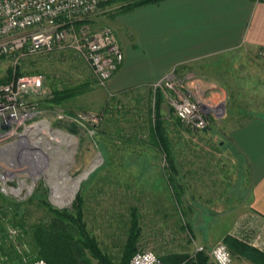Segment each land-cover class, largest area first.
I'll return each instance as SVG.
<instances>
[{
	"label": "rangeland",
	"instance_id": "1",
	"mask_svg": "<svg viewBox=\"0 0 264 264\" xmlns=\"http://www.w3.org/2000/svg\"><path fill=\"white\" fill-rule=\"evenodd\" d=\"M119 6L118 1L103 2L95 12L79 19L78 26L74 24L76 35L80 28L96 30L109 26L113 29V14ZM74 30L69 31L68 38L72 39ZM250 66L255 69L252 86L257 92L258 83L264 82V64L257 60ZM16 69L21 75L39 76L42 89L29 97L36 107V115L25 121L27 129L16 148L21 168L19 178L32 187L19 197L7 195L21 202L19 207L0 201V236L6 226L19 232L13 242L2 243L8 260H0V264H23L24 260L36 258L33 228L47 223L50 218L39 199H45L53 208L71 210L78 195L82 198L87 231L115 264L127 238L132 208L137 209L140 226L136 250L150 249L159 257H165L169 264H175L171 261L178 255L194 254L198 246H203L206 250L203 252L208 254L212 245L198 244L196 235L200 237V232L192 226L206 225L207 234L214 215L210 214L209 207H200L197 220L190 224L193 208L183 206L177 195L180 191L191 193L195 184L207 187L212 179L213 184L223 187L225 195L245 191L240 180L234 182L236 186L230 182L233 177L230 169L235 167L230 163L226 144L221 141L228 138L230 125H233L231 113L237 108L235 95L223 98L212 92L207 78L184 79L188 88L198 89L195 94L198 99L214 107L208 126L194 131L176 118L166 97L156 92L154 86L112 90L109 81L99 84L88 64L71 47L19 58L0 57V81L7 79L9 72L15 76ZM241 69L240 66L239 74ZM216 81L226 90L224 78H216ZM244 82L245 79L242 84ZM77 86L84 89L59 104L52 102L55 89ZM156 114L168 137L167 155L151 131ZM90 116H95L96 121H91ZM43 121L51 130L66 133L73 140L68 143L58 138L54 140L43 128ZM44 135L47 138H40ZM97 159L99 163L81 180L70 202L57 205L53 195L59 193L61 199L68 200L72 190L66 173L75 179ZM28 200L32 201L27 203ZM14 222L24 226L21 228ZM226 225V221L215 225L213 235ZM86 254L90 264H99ZM209 260L213 262L210 256Z\"/></svg>",
	"mask_w": 264,
	"mask_h": 264
},
{
	"label": "crops",
	"instance_id": "2",
	"mask_svg": "<svg viewBox=\"0 0 264 264\" xmlns=\"http://www.w3.org/2000/svg\"><path fill=\"white\" fill-rule=\"evenodd\" d=\"M112 27L123 60L108 80L110 89L153 86L174 72L182 79L207 78L212 92L237 97L233 125L221 141L236 168L230 169V182L240 180L245 191L225 195L212 179L207 187L195 184L191 193L177 196L183 206L193 208L190 224L200 207H209L214 215L207 234L206 225L192 226L200 232L198 244L213 245L230 234L264 251V82L256 92L250 66L257 60L264 64L259 55L264 50V0H158L117 14ZM216 78H224L226 90ZM223 221L226 227L213 235ZM232 264L253 263L234 257Z\"/></svg>",
	"mask_w": 264,
	"mask_h": 264
},
{
	"label": "built area",
	"instance_id": "3",
	"mask_svg": "<svg viewBox=\"0 0 264 264\" xmlns=\"http://www.w3.org/2000/svg\"><path fill=\"white\" fill-rule=\"evenodd\" d=\"M104 0H0V57L33 55L49 52L63 46L71 47L88 64L99 84H105L123 60L114 30L103 26L96 30L80 28L78 36L74 22L95 12ZM132 2L134 0H128ZM74 30L72 39L68 38ZM264 59V50L259 53ZM166 97L178 120L187 128L205 129L214 110L200 99L197 88H188L184 79L174 72L166 74L154 84ZM39 76L21 75L0 85V192L19 197L30 191L32 185L19 178L16 152L21 144L25 121L36 115V107L29 97L40 92ZM95 122L96 117L90 116ZM8 154L4 155V153ZM14 152V153H13ZM6 241H14L19 235L16 228L6 226ZM3 241L0 237V245ZM198 246L197 251H204ZM206 251V250H205ZM208 254L214 264H232L229 247L218 241L209 248ZM20 252V249H19ZM8 254L0 250V260H8ZM23 264H47L43 258L24 260ZM128 264H165L150 249H137Z\"/></svg>",
	"mask_w": 264,
	"mask_h": 264
},
{
	"label": "trees",
	"instance_id": "4",
	"mask_svg": "<svg viewBox=\"0 0 264 264\" xmlns=\"http://www.w3.org/2000/svg\"><path fill=\"white\" fill-rule=\"evenodd\" d=\"M117 1L120 2V6L119 9L114 11V16L121 12L158 0H134L132 2H129L128 0H104L100 5L103 2L112 3ZM80 23L81 21L79 20L74 22L76 26ZM21 74L22 72H20L19 69H16L14 73L15 77H18ZM12 76V73L9 72L8 78L0 81L1 85L10 80ZM82 89L84 88L78 86L60 90L55 89L53 91L52 102L59 104L69 97L79 93ZM156 92L162 94L160 90H156ZM151 131L153 137L157 138V143L161 144L167 155V151H169L168 137L165 134L162 120L158 114H156ZM39 198H41V196ZM0 201L2 204L6 205L12 204L15 208L19 207L21 204V202H17L13 198L3 195L1 192ZM31 201L32 200H28L27 203H30ZM39 202L46 208L50 218L47 223L36 225L33 228L32 241L37 254L36 258L45 259L47 264H90V259L86 254L87 252L89 256L95 258L99 264H115L110 260L107 254L101 251L95 238L87 231L86 223L83 220L84 210L81 196H76L71 210L53 208L45 199H39ZM14 225L21 226V228L24 226L21 222H17ZM0 237L3 242L6 241V233ZM139 238L140 226L137 209L132 208L130 210L127 238L125 239L121 257L117 264H128L129 259L136 251V244ZM223 242L229 247L234 257L244 258L253 264H264V251L254 245L230 234L225 236ZM0 250L8 254L2 245H0ZM16 256L14 258H17ZM160 259L164 263L169 264L165 257H160ZM171 262L175 264H214V262L209 260L208 254L203 251H196L192 255H178Z\"/></svg>",
	"mask_w": 264,
	"mask_h": 264
},
{
	"label": "bare ground",
	"instance_id": "5",
	"mask_svg": "<svg viewBox=\"0 0 264 264\" xmlns=\"http://www.w3.org/2000/svg\"><path fill=\"white\" fill-rule=\"evenodd\" d=\"M41 124L43 125V128L45 129V131L47 132V134L53 138L54 140L57 138L62 141H67L68 142H71L73 140V138L66 134V133H63L61 131H57V130H51L50 127L48 126L47 122L43 121L41 122ZM40 138H47L46 135L40 137ZM99 163V159H97L92 165L91 167H89L84 173H82L79 177L77 178H72L68 173H66V180L67 181H70V185L72 186V190H71V193H70V196H69V199L68 200H63L61 199V196L59 195V193H55L53 195V200L54 202L59 205V206H64L66 204H68L70 202V200L72 199L73 195L76 193L77 191V188H78V185L79 183L81 182L82 179H84L88 173L94 169L97 164Z\"/></svg>",
	"mask_w": 264,
	"mask_h": 264
}]
</instances>
